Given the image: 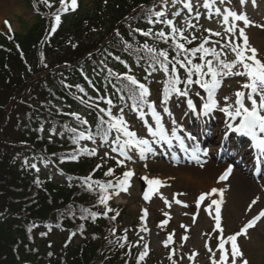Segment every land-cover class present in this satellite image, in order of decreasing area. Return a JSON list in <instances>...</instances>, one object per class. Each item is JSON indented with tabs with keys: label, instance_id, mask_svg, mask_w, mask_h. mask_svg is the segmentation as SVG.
Masks as SVG:
<instances>
[{
	"label": "rangeland",
	"instance_id": "obj_1",
	"mask_svg": "<svg viewBox=\"0 0 264 264\" xmlns=\"http://www.w3.org/2000/svg\"><path fill=\"white\" fill-rule=\"evenodd\" d=\"M48 1L53 4L50 13L53 14L52 22L56 29L59 24H56L55 16L66 13L62 8L64 4H70V0H63V3L62 0ZM81 1L84 5L89 2V0H77V6ZM27 2L28 0H0V8L7 4L10 8L0 16L1 33L13 37L18 34L24 35L32 28L36 14L27 7ZM207 2L210 8L204 7L205 0H176V3H173V0H162L156 10L165 14L163 18L172 19L173 25L155 23L154 32L165 31L168 42L173 46L170 33L171 28L176 27L178 29L176 40L184 43L186 48L199 47L207 39L209 43L205 47H215L219 52L225 43L243 47V38L239 36V29L244 28L249 49L245 54L251 56L250 49L255 48L256 59L264 63V0H255V3L253 0H245L243 4L239 0H224L223 4L220 0H207ZM185 3H191L192 9L185 8ZM217 8L220 9L219 15L216 13ZM228 11L245 14L250 23L244 25L243 21H235L234 18L229 17L228 23L225 24L223 17ZM173 13L179 14L173 15ZM233 25H235L234 34L227 31V28ZM180 31L184 32L187 40H191L190 44L179 35ZM214 33L220 35L215 36ZM193 36L196 39H192ZM201 55L197 53L195 57H191L193 63H203L200 60ZM207 59L214 60L212 56L205 58ZM221 59L231 63L238 58L229 49L227 55H221ZM63 65L59 63L45 66L49 69H58ZM238 70H241L239 64L233 72ZM203 71L207 72L206 66ZM44 73L33 79L29 91L24 88L11 94L12 99L8 100L9 113L12 111L10 121L14 122L15 115L24 120V114L30 108L27 101L19 103L20 98L37 87L35 81H41ZM185 73L187 74V70L184 68L177 69L176 76L181 80L178 85L180 91H185L183 84L186 81ZM135 78L149 89L146 100L156 105L168 136L173 138L171 144L154 143L153 150L143 155L138 150L130 149L128 155L131 159H126L119 151H111L112 147H116L112 143L115 138L114 132L110 133L113 138L109 142L104 139L103 141L98 139L70 141L78 144L82 152L87 149L91 153L95 151L92 155L96 157L98 165L94 169L103 166L107 171L110 168L114 170L111 176L105 175L107 171H103L102 175L106 176L103 180L112 181L113 185L107 189L113 192L109 194L110 199L108 198L107 201L115 203V208L121 211L122 225L128 231L126 237L134 239L138 253L147 264H213V261L222 264L220 257L223 253L219 248L221 240L225 242L224 251L227 253L223 264H243L245 260L248 264H264V216H260V213L264 212V160L259 159L261 152L255 147L256 141L251 136L233 131L242 117L232 118L221 111L224 107L231 106L229 110H234L238 106L235 103L237 92L245 93L243 102L251 110V100L248 98L250 89L244 88V84L250 83V79L236 75L219 76L220 83L212 94L217 106L206 111L204 104L211 103L209 93L195 82L187 86L186 96H180L170 90L168 102L165 104L164 89L171 86L164 85L161 81L164 79V74L158 71L150 78L141 76ZM205 79L211 82L210 75ZM195 90H199V96L192 95ZM253 98L259 105V95H254ZM188 99L193 100L195 108L187 106ZM108 107L106 106L105 109ZM165 107L171 112V116L164 111ZM53 108L59 109V106ZM142 110L145 113L144 120L148 121L147 124L141 119L139 112L136 116L127 117L119 109L112 107L113 115L116 117L123 115L128 129L136 132L138 138L151 141L153 138L147 129L149 124L155 128V121L151 118L148 108ZM81 114V117L85 116L84 113ZM260 114L264 115V109H260ZM74 119L75 116L71 113L63 112L58 113L55 119L45 117L46 133L50 136L56 135L57 139L65 142L70 134H77L71 131L75 125L70 120ZM76 130L80 131L82 127H76ZM204 132L209 143L207 146L202 145L201 138L191 137L192 133L199 135ZM259 135L264 138V133ZM175 136L184 138V146L175 139ZM247 139L250 142H247ZM236 142L239 147H236ZM69 148L71 150L74 147ZM197 149L198 158L193 156V151ZM60 150L66 148L60 147ZM118 160L123 163L118 164ZM229 168L232 169L231 173L224 180H220ZM127 171H132L134 175L121 186L119 180L124 178V173ZM144 177L160 179L161 183L149 186ZM189 177L192 178L190 181L187 180ZM240 178L246 181H244V188L247 189L245 192L236 188ZM93 184L99 185V183ZM213 188L222 190L223 194L217 192L207 195L204 201H199L200 195L210 193ZM146 195L147 199H145ZM213 199L222 201L220 229H217L215 224L216 205L211 204ZM258 216L260 218L244 233L245 226ZM232 235L237 236L236 243L243 254L241 257L231 255V241L228 237ZM65 238L55 231L45 238L39 236L36 242L41 249L43 242L48 246H55ZM209 249L212 251L209 252Z\"/></svg>",
	"mask_w": 264,
	"mask_h": 264
},
{
	"label": "trees",
	"instance_id": "obj_2",
	"mask_svg": "<svg viewBox=\"0 0 264 264\" xmlns=\"http://www.w3.org/2000/svg\"><path fill=\"white\" fill-rule=\"evenodd\" d=\"M161 2L89 0L84 5L81 1L78 9L61 17L53 32V4L28 0L27 7L36 14L32 28L13 37L0 32V264H147L134 258L137 250L133 238L126 237L119 208L108 201L100 203V190L80 185L79 179L89 176L105 179L102 173L107 170L94 169L96 157L70 143L78 134H70L64 142L47 134L44 123L45 117L55 119L61 112L84 111L87 124L70 121L85 130L88 125L93 137L102 140L97 127L103 114L95 105L103 107L111 98L114 106L132 113L127 89L117 90L123 85L108 75L104 63L120 76L130 68L144 76L158 68L143 45L155 48L163 41L136 29L150 31L149 21L155 19ZM168 46L171 42L162 50L171 60L175 53ZM59 63L64 65L58 69L45 66ZM43 73L42 80L35 81L37 87L20 98L19 103L27 101L30 108L24 120L15 115L10 121L11 94L29 91L33 79ZM55 231L66 238L55 246L43 242L39 249L38 237Z\"/></svg>",
	"mask_w": 264,
	"mask_h": 264
},
{
	"label": "snow or ice",
	"instance_id": "obj_3",
	"mask_svg": "<svg viewBox=\"0 0 264 264\" xmlns=\"http://www.w3.org/2000/svg\"><path fill=\"white\" fill-rule=\"evenodd\" d=\"M241 4L245 3V0H239ZM63 3V0H62ZM173 3H176V0H173ZM220 3L223 4L224 0H220ZM253 3H255V0H253ZM77 7V0H70V4H64V7L62 8V11L67 12L69 9L75 10ZM184 7L191 10L193 5L191 3H185ZM205 8H210V4L205 0L204 3ZM217 15L220 13V9H216ZM151 14V11L149 12V15ZM179 13H173V15H178ZM163 12H156L155 17L156 19L153 21H149V23H160L163 25L171 26L173 25L172 19H165ZM209 16L211 17V13H209ZM229 17L234 18L235 21H243L244 25H248L250 23L248 17L245 14H238L234 11H228V14L223 17L224 23L227 24L229 21ZM61 21V17L59 14L55 16V22L58 25ZM52 31H55V28L52 29ZM136 31L140 32L144 36H152L154 40H160L164 43L168 42V36L166 35L165 31L160 30L157 32H151V31H144L142 29H136ZM227 31L229 33H235V25L232 27L227 28ZM178 32V29L176 27L171 28V38L173 41L172 50L175 52V56L170 60L169 59V52L166 50L161 51H155L154 47H149L148 44L143 45V48L147 50V52L152 54V59L154 63L159 64V68L162 69L164 73H169V64L172 65L171 71L173 73L176 72V66L179 65L181 68H186L187 70V79L184 81L185 84V91H180V88L178 85L181 83V80L178 76H174L172 80L168 81V84L171 86L165 87L164 89V103L167 104L168 98H169V91H174L180 96H186L188 95V89L187 86L191 85L193 83V76H198V79L195 81L196 84L200 86V88L206 89L209 93V99L211 100V103H205L204 108L206 111L211 110L212 108H215L216 101L212 99V94L214 89L219 85L220 81L218 80L219 76H228V75H236V76H246L250 79V83L244 84L245 89H250L248 98L251 100V110L245 106L243 102V97L245 95L244 92H237L236 93V105H238L234 110H229L231 106L224 107L221 109L222 112L227 113L229 117L235 118V117H242L239 124L233 129L235 132H240L242 134H246L251 136L255 141V147L261 152L264 153V138L260 137V133H264V115L260 114V109H264V63H261L260 60L256 59V49L251 48V56H247L245 53L248 49V38L245 35L244 28L239 29V36L243 38V47H241L238 44H232V43H225L221 46V51H217L215 47H205L206 44L209 43L207 39L203 41L199 45V47H192V48H186L184 43L177 42L176 40V34ZM179 35L181 37H184V32L180 31ZM215 36H219L220 33H214ZM184 39L187 40V37H184ZM192 39H196L195 36L192 37ZM187 42L190 44L191 40H187ZM129 47H131L129 45ZM231 50V52L235 53L236 60L229 63L225 60L221 59V55H227L228 50ZM197 53H201L200 60L203 61V63H193V60L191 57H195ZM190 54V55H189ZM212 56L213 59H207L206 57ZM215 61V64H214ZM104 63V62H101ZM240 65V69L236 72H233V69L237 68V65ZM207 67V72L203 71V69ZM104 67L106 68L109 76H116L117 80L120 81V83L123 85L121 88L117 89L120 92H123L125 89H127L128 94L130 98L133 101L132 107L135 111H138L140 113V117L142 120H144L145 113L141 109V105H146V107L150 110L151 118L155 121V128L152 127L151 124H149L147 131L151 133V137L153 138L151 141L149 139H141L137 137V133L134 131H130L127 127V124L124 121L123 115L116 117L113 115L112 112V105L113 100L111 98H108L106 103L109 106L107 109L101 107L99 108V111L103 114L99 117V125L97 127L98 134H102L105 139H107L109 133L114 132L115 138L112 141L113 144L116 145V147H112V152L119 151L122 156H124L126 159H131V157L128 155V150L134 149L138 150L141 155L147 152H151L153 150V144L154 143H161L165 142L167 144L172 143V137H169L167 134V130L164 128L162 124V117L160 113L157 111V107L155 104H150L146 100V97L149 94V89L145 87L143 83H140L134 75H124L120 76L112 71L111 68L107 67V64L104 63ZM211 76V82L205 79L206 76ZM124 81H127L128 83H124ZM70 87V85H69ZM115 87V85H113ZM78 90L83 93L84 88L79 87L77 85ZM259 95L260 97V104L257 105L256 99L253 98L254 95ZM193 96H199L200 92L199 90H195L192 92ZM101 100L104 99V97H100ZM124 98L121 97V100ZM227 99V97L225 98ZM187 106L189 108H195L196 106L193 104L192 99L187 100ZM121 113H123L124 109H120ZM165 112H168V115L171 116V112L168 110L167 107L164 108ZM75 116V119L77 121H80L81 124H87V120H82L79 115L71 114ZM105 116L108 117L107 120H105ZM144 122L147 124L148 121L144 120ZM106 125V127H105ZM231 127V125H229ZM71 131L75 132V129H72ZM123 137V139H122ZM80 139H94L93 134L91 132H88L87 135H85V132H80L76 137H74L75 141H78ZM175 139H178L182 146H184V138L181 136H175ZM197 150L193 151V156H197ZM91 154H95V151ZM198 158V156H197ZM27 163V161H25ZM118 164L123 163V161L118 160ZM32 168L36 169V171H39V168L36 164L31 165ZM99 167V166H98ZM113 169H108V171L105 173L106 176H111L113 174ZM232 169L229 168L227 171L220 177V180H224L229 173H231ZM134 173L132 171H127L124 173V178L122 180H119V184L121 186L125 185L128 182V179L132 177ZM144 179L147 181V184L149 186L154 185H160L161 181L160 179H148L147 177H144ZM85 183L89 184L91 186V176L85 178ZM112 186V182L109 181L107 185L100 184L99 187L102 191L106 192L107 188ZM217 192H220L222 195V190H218L216 188L211 189L210 193H205L203 195L199 196V201H204L205 197L207 195L215 194ZM147 195L145 196V199H147ZM108 197L106 195H102L100 197V203H106V200ZM177 203H180V201H177ZM222 201L213 199L211 200L212 205H216L215 208V224L216 228L220 229L221 227V215H220V204ZM108 211H111V209H108ZM147 214V213H145ZM94 215V214H93ZM260 216H264V212L260 213ZM260 217H256L255 220L251 221L248 225L245 226L243 229V232L246 233L248 228L252 227L253 224L258 220ZM228 240L231 241V255L233 257L242 256V252H240L236 240L237 236L232 235L228 237ZM219 248L221 249V252L223 255L220 257V260L223 264V262L226 260L227 253L224 251L225 248V242L221 240L219 244ZM212 250L209 249V252ZM143 259V257H141ZM213 264H216L215 261H213ZM243 264H248V262L245 260Z\"/></svg>",
	"mask_w": 264,
	"mask_h": 264
},
{
	"label": "bare ground",
	"instance_id": "obj_4",
	"mask_svg": "<svg viewBox=\"0 0 264 264\" xmlns=\"http://www.w3.org/2000/svg\"><path fill=\"white\" fill-rule=\"evenodd\" d=\"M10 10V8H9V5L7 4V5H5V7H2V8H0V16L1 15H3L4 13H6L7 11H9ZM192 178H187V180H191ZM245 180H243V179H241L240 178V180H238V182L236 183V188H237V190H239V191H241V192H245L247 189L246 188H244L245 187V182H244Z\"/></svg>",
	"mask_w": 264,
	"mask_h": 264
}]
</instances>
